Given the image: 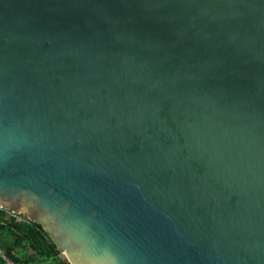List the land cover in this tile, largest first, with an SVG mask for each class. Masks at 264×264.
Returning a JSON list of instances; mask_svg holds the SVG:
<instances>
[{
    "label": "water",
    "instance_id": "water-1",
    "mask_svg": "<svg viewBox=\"0 0 264 264\" xmlns=\"http://www.w3.org/2000/svg\"><path fill=\"white\" fill-rule=\"evenodd\" d=\"M0 209L68 264H264V0H0Z\"/></svg>",
    "mask_w": 264,
    "mask_h": 264
},
{
    "label": "trees",
    "instance_id": "trees-1",
    "mask_svg": "<svg viewBox=\"0 0 264 264\" xmlns=\"http://www.w3.org/2000/svg\"><path fill=\"white\" fill-rule=\"evenodd\" d=\"M0 249L14 264H68L58 257L40 226L3 210H0Z\"/></svg>",
    "mask_w": 264,
    "mask_h": 264
},
{
    "label": "built area",
    "instance_id": "built-area-1",
    "mask_svg": "<svg viewBox=\"0 0 264 264\" xmlns=\"http://www.w3.org/2000/svg\"><path fill=\"white\" fill-rule=\"evenodd\" d=\"M0 210H2V209H0ZM6 213H8L9 215L16 216L15 214H11L9 212H6ZM0 261L2 264H14L11 259H9L8 257L5 256L4 252L1 249H0Z\"/></svg>",
    "mask_w": 264,
    "mask_h": 264
}]
</instances>
